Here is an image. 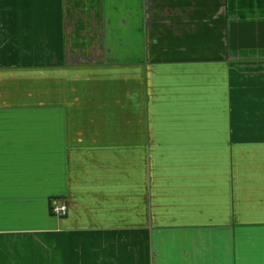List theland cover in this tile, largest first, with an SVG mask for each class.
I'll use <instances>...</instances> for the list:
<instances>
[{
    "label": "crops",
    "instance_id": "obj_1",
    "mask_svg": "<svg viewBox=\"0 0 264 264\" xmlns=\"http://www.w3.org/2000/svg\"><path fill=\"white\" fill-rule=\"evenodd\" d=\"M0 264H264V0H0Z\"/></svg>",
    "mask_w": 264,
    "mask_h": 264
},
{
    "label": "built area",
    "instance_id": "obj_2",
    "mask_svg": "<svg viewBox=\"0 0 264 264\" xmlns=\"http://www.w3.org/2000/svg\"><path fill=\"white\" fill-rule=\"evenodd\" d=\"M52 210L58 215H65L67 213V207L65 205L54 204Z\"/></svg>",
    "mask_w": 264,
    "mask_h": 264
},
{
    "label": "rangeland",
    "instance_id": "obj_3",
    "mask_svg": "<svg viewBox=\"0 0 264 264\" xmlns=\"http://www.w3.org/2000/svg\"><path fill=\"white\" fill-rule=\"evenodd\" d=\"M23 224V223H22Z\"/></svg>",
    "mask_w": 264,
    "mask_h": 264
}]
</instances>
